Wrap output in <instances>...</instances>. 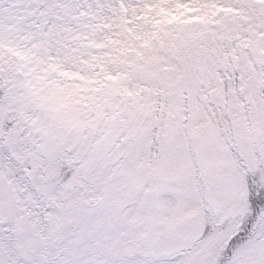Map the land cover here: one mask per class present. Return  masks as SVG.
<instances>
[{
  "label": "snow or ice",
  "instance_id": "1",
  "mask_svg": "<svg viewBox=\"0 0 264 264\" xmlns=\"http://www.w3.org/2000/svg\"><path fill=\"white\" fill-rule=\"evenodd\" d=\"M0 264H264V0H0Z\"/></svg>",
  "mask_w": 264,
  "mask_h": 264
}]
</instances>
